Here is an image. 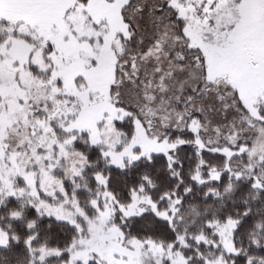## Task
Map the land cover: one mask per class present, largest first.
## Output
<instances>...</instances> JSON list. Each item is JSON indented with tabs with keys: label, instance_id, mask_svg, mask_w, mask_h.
I'll return each mask as SVG.
<instances>
[{
	"label": "snow or ice",
	"instance_id": "snow-or-ice-1",
	"mask_svg": "<svg viewBox=\"0 0 264 264\" xmlns=\"http://www.w3.org/2000/svg\"><path fill=\"white\" fill-rule=\"evenodd\" d=\"M0 264H264V0H0Z\"/></svg>",
	"mask_w": 264,
	"mask_h": 264
}]
</instances>
